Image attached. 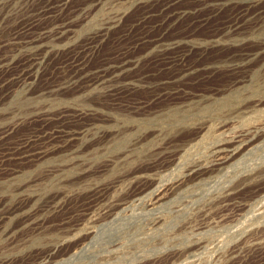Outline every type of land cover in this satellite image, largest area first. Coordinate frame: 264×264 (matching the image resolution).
<instances>
[{"label":"rangeland","instance_id":"obj_1","mask_svg":"<svg viewBox=\"0 0 264 264\" xmlns=\"http://www.w3.org/2000/svg\"><path fill=\"white\" fill-rule=\"evenodd\" d=\"M133 1L98 0L93 2L95 5H91L84 4L86 0H50V2L49 0L46 2L45 0H32L28 3L26 0H0V69H7V72H9L0 76V85L2 84L0 86V150L2 149V145L4 146L0 151V171L3 172L0 173V177L2 178V180L0 178V211L3 210L0 212L2 214H0V221H2L3 228L10 227L13 229L14 227H18V230L16 229L14 234L3 236L4 238L0 235V262H2L0 264H30L35 260L39 262L43 259L47 255V251L48 254L53 253L52 255L56 256L57 253L59 255L71 250L76 241L74 239L62 244L61 247L58 246L59 248H55V245H57V241H60L64 237V234H67V229L71 228L72 224L79 223L85 218L84 216H90V212L87 213L86 209L92 205L89 201L93 197H91L89 192L92 189L106 186L110 187L108 190L112 194L115 193V190L116 192L120 191L122 186L126 187L128 182L123 185V182L116 183L115 181L121 173H126L130 168H148V166L151 167L153 164L159 165L158 168L149 170L148 172L151 174L150 177L157 183H166L169 180L184 176L188 173V169L196 163L205 164L211 161L214 158L217 144H224L239 134H243L240 137L241 140H250V143L237 156L228 160L219 169L206 173L197 179L189 180L177 193L169 198L168 202L156 204V210L153 212L144 208L142 203L128 208L130 211L127 210L126 214L124 212L125 215L118 219V224L116 222H113L114 224L108 223V225H105L106 227L103 226L104 228H101L102 231L100 229L99 242L91 248L90 254L83 255L72 264H264V0H173L175 2H172V0H138V3L135 5H133ZM50 3L53 4L50 5ZM56 3L59 4L57 5ZM167 5L168 7H166ZM44 6L48 11H46ZM75 6L78 13L76 9L74 10ZM148 7L151 12L148 10ZM164 7L167 10L163 9ZM52 8L56 9L50 11ZM61 8L65 11L63 14L59 10ZM168 9L173 12L171 13ZM71 10L72 13H70ZM241 12L242 18H240ZM44 13L46 16H49L46 18ZM55 14L56 16H54ZM117 15L119 16L117 17L118 19L114 18ZM178 15L183 16H180V18ZM66 16L70 19L67 20L68 23L66 22ZM235 17L238 21L234 19ZM58 18H60V21ZM234 21L236 24L240 23L239 29L241 30L236 29ZM64 22H66L67 28H71L69 34L63 36L65 38L64 43L59 42V44L61 43L59 46L50 47L48 58L52 60L50 59V61L44 64L45 67L43 66V70L38 74V78H35V83L30 89L37 93L39 91V94L30 95L29 92L22 88L19 82L20 75L26 73L25 71L23 72L25 64L23 60L26 61L29 54L38 53L41 48L44 49L45 43L43 42H49L43 40L45 38L44 34L43 38H38V35L47 31L55 34L60 31V27L64 26ZM241 25L245 28L241 27ZM25 26L33 27L25 29ZM45 27H48L50 30H46ZM103 27L109 29L108 36L102 41L103 43H100L96 49L97 51L95 50L90 53L89 45L87 46L90 43L89 37L91 35L89 34H92L94 30L103 29ZM23 28L24 32L28 29L24 34L22 32ZM128 28L131 30L129 31ZM226 28L228 30H225ZM230 28L231 30H229ZM14 29L17 31H13ZM33 29L35 30L33 31ZM23 36L25 39H28L24 40ZM15 37L18 38L16 39ZM9 38L12 40L10 39V41ZM177 39L179 42H177ZM38 40L42 45L39 49L36 47V44H39ZM136 40L139 42H135ZM30 42L31 45H29ZM200 42L202 44L204 42L208 43H204L202 46ZM194 44H197V46H194ZM188 45L189 47H187ZM173 46L177 50L174 51ZM212 46L214 48H211ZM74 47H80L81 49ZM162 47L166 49L162 51ZM199 48L200 50H197ZM185 51L189 52H187L188 56ZM84 52L88 54L86 58L89 60L84 59L83 62L88 67L83 66L79 69V72L77 71L75 60L82 58ZM163 53L166 54L163 55L166 58L162 57ZM175 53L179 54L178 57L186 54L184 57L185 67L172 64L175 63L172 62L175 61L174 58H178ZM89 54H92L91 57ZM172 54L176 56L173 57ZM137 55H141L143 58H139L140 56L137 58ZM169 55L171 56L169 57ZM70 58L71 60L73 58V64ZM64 60H67L68 63ZM210 61L212 64H210ZM10 62L12 63V68L11 66L9 67ZM18 62H20V65ZM163 62H167V65ZM131 63L134 64L132 65ZM69 64L73 66L74 70ZM126 64L128 65L126 66ZM205 64L208 68H205ZM13 65H16V67ZM63 65L64 67H62ZM123 65L124 68H122ZM66 66H69L70 72L67 71ZM188 66L191 73L187 72L189 71ZM115 67L117 71L111 70L115 69ZM98 68L100 69L98 70ZM185 68L188 69L186 70ZM191 69L195 72L191 71ZM15 70L18 72H15ZM14 72L18 74L16 75ZM121 73L123 76H121ZM179 73L183 74L184 78L182 76L178 77L180 76ZM8 74H12L9 81L6 80ZM70 76L72 78L78 76L75 79V84L72 85L74 87L70 86L71 90L68 89V86V88H63V91L58 90L55 93H47L57 89L60 85L59 82L63 85L71 81L72 78L70 79ZM108 76L112 77L109 78ZM146 76L148 77L146 78ZM46 77L49 79L47 78L43 81ZM98 78L101 80H98ZM141 80L144 81L142 82ZM56 81H58L57 84H55ZM101 82H103L104 86L101 85ZM105 82L111 85H107ZM148 84L151 86H148ZM47 85L48 87H46ZM132 85L135 86L133 87ZM52 87L53 89H51ZM107 87L111 88L112 93L108 92L109 89ZM113 88L117 89L116 92ZM64 89L65 91L67 89L68 92H65ZM69 90L73 91L72 94ZM82 92H84L83 95ZM161 93L162 95L160 96ZM112 98L118 104L115 101L113 102ZM122 98L123 100H121ZM36 117H38V120ZM40 117L42 120H47L48 118L47 121L50 122L42 125ZM56 121H60V123L65 125L61 124L64 126L62 128L66 127L68 129L69 126V128L74 129L73 126H75V130H81L76 140V146L80 148L78 153L67 154L66 152H61V150H52L48 152L49 154L45 153L34 161L24 162V164L10 158L11 155L9 156V154L17 153V148L26 137H34L35 134V139H37L38 134L61 127L60 123ZM70 121L75 122L71 123ZM92 122L94 123L88 127L90 128L88 129L89 131H84V125ZM245 124L251 125H246V128ZM8 127L12 128V130L3 133V130ZM228 127L229 129L227 130ZM95 133L104 134L105 140H102L103 144L101 143V145L98 142L97 146L100 145L98 147L88 148L92 144L91 137ZM227 134L231 135L227 137L225 136ZM5 141L6 143H4ZM159 145L163 147L167 145L172 149L169 148V154L167 152V155L150 156L148 159L145 156L146 153L151 149L157 148ZM37 146L36 144L34 147ZM250 147L253 148L251 149ZM142 165L144 166L142 167ZM20 166L21 168H19ZM87 167H89L88 176L84 181L73 187L66 186L64 189L65 194L70 192L71 196H73L71 194L73 190L81 192L78 199H73L75 203L73 200H69V198L65 202H62L65 206L67 205L68 210L65 207L62 210L49 213L45 220L48 228L44 233L34 234L33 229L29 228H25L24 230V227L21 225L22 216H18V213L15 214V204L22 198H32L35 202V198L38 197L39 199L41 195L52 197L58 195L57 193L60 194L57 188L63 187L64 185L61 184L67 179L81 177L83 174L82 169H86ZM11 168L19 172L15 173L14 171L11 173ZM207 169L206 171L208 172ZM50 170L52 171L49 174L48 171ZM8 177L10 180H8ZM143 180L139 181L140 184L136 180L132 182L133 185H136L132 186L133 190L139 189L148 183L146 182L147 180ZM112 184L113 186L111 187ZM24 186H27V188H23ZM130 187H127L125 191L118 192L119 196L121 193H123L121 194L122 197L128 195L132 191V187L131 189ZM82 200H86L87 202L84 201V203ZM34 202L32 203L34 204ZM214 202L218 203V207L210 209ZM83 204L84 206L81 207L80 205ZM73 206H75V209H72ZM27 207L29 208L30 206L28 205ZM82 208L84 209L81 210ZM224 208L227 209L225 210ZM69 209L72 210L69 211ZM145 209L148 211H145ZM203 213H206L208 217L210 214L217 215L216 218L218 219H215V221L213 219L211 221L210 219H206V221L202 220L204 217ZM154 215L158 217V222L155 225L151 219ZM69 220L71 221L69 222ZM203 222H208L209 225L206 224V226L200 228L199 223ZM76 227L71 230L70 236L77 231ZM28 229L30 231H27ZM10 236L11 239H9ZM195 239L197 240L195 241ZM232 253L234 258L230 255ZM44 254L45 256L43 257ZM6 260L9 262H6Z\"/></svg>","mask_w":264,"mask_h":264},{"label":"bare ground","instance_id":"obj_2","mask_svg":"<svg viewBox=\"0 0 264 264\" xmlns=\"http://www.w3.org/2000/svg\"><path fill=\"white\" fill-rule=\"evenodd\" d=\"M30 1H32V0H26V2L28 3V2H30ZM38 1V0H37ZM47 0H45V2H46ZM54 1V0H53ZM63 1V0H62ZM65 1V0H64ZM67 1H69V0H67ZM80 1V0H79ZM81 1H83V0H81ZM96 1H98V0H86V3H84V4H94L95 5V3H93V2H96ZM101 1V0H100ZM141 1V0H140ZM168 1V0H167ZM176 1V0H175ZM175 1H173L172 0V2H175ZM230 1V0H229ZM36 2V1H35ZM49 2H50V0H49ZM57 2V1H56ZM215 2H217V1H215ZM225 2V1H224ZM33 3V2H32ZM61 3V2H60ZM67 3V2H66ZM138 3V0H134L133 1V5H135V4H137ZM165 3V2H164ZM228 3V2H227ZM254 3V2H253ZM34 4V3H33ZM43 4V3H42ZM51 4H53V3H50V5ZM55 4V3H54ZM57 5L59 4V3H56ZM132 4V3H131ZM163 4V3H162ZM166 4H169V3H166ZM174 4V3H173ZM222 4V3H221ZM255 4V3H254ZM12 5V4H11ZM44 5V4H43ZM46 5H49V4H46ZM45 5V6H46ZM56 5V6H57ZM63 5V4H62ZM82 5V4H81ZM151 5V4H150ZM170 5V4H169ZM45 6H44V8H45ZM67 6V5H66ZM72 6V5H71ZM79 6V5H78ZM165 6V5H164ZM42 7V6H41ZM47 7V6H46ZM50 7V6H49ZM49 7H48V9H49ZM64 7H65V5H64ZM63 7V8H64ZM81 8H82V6H80ZM84 7V6H83ZM131 7H132V5H131ZM152 7V6H151ZM166 7H168V5L166 6ZM166 7H164L163 9H165ZM219 7V6H218ZM29 8V7H28ZM39 8V7H38ZM58 8V7H57ZM92 8V7H91ZM114 8V7H113ZM147 8V7H146ZM149 8V7H148ZM246 8V7H245ZM24 9V8H23ZM36 9V8H35ZM46 9V8H45ZM54 8H52L50 11H52ZM56 9V8H55ZM54 9V10H55ZM68 9V8H67ZM73 9V8H72ZM76 9V6H75V8H74V10ZM78 9H79V7H78ZM89 9V8H88ZM87 9V10H88ZM145 9V8H144ZM162 9V10H163ZM247 9V8H246ZM25 10V9H24ZM40 10V9H39ZM38 10V11H39ZM44 10V9H43ZM58 10V9H57ZM59 10H61L62 12V14H63V12H65V11H63L62 10V8L61 9H59ZM74 10H73V13H74ZM80 10V9H79ZM82 10V9H81ZM86 10V11H87ZM120 10V9H119ZM148 10H150V8L148 9ZM161 10V11H162ZM165 10H167V9H165ZM169 10V9H168ZM173 10V9H172ZM32 11V10H31ZM35 11V10H34ZM37 11V12H38ZM46 11H48L47 9H46ZM45 11V12H46ZM49 11V12H50ZM76 11H77V13H78V10L76 9ZM88 11H90V10H88ZM122 11V10H121ZM146 11V10H145ZM170 11V10H169ZM244 11H246L245 9H244ZM56 12V11H55ZM83 12V11H82ZM81 12V13H82ZM150 12H151V10H150ZM149 12V13H150ZM171 12V11H170ZM173 12V11H172ZM171 12V13H172ZM176 12V11H175ZM18 13V12H17ZM52 13V12H51ZM69 13V12H68ZM67 13V14H68ZM70 13H72V10H71V12ZM69 13V14H70ZM76 13V14H77ZM85 13V12H84ZM144 13V15H145V12H143ZM179 13H180V11H179ZM240 13V12H239ZM238 13V14H239ZM247 13V12H246ZM30 14V13H29ZM36 14V13H35ZM39 14V13H38ZM45 14V13H44ZM43 14V15H44ZM61 14V15H62ZM80 14V13H79ZM151 14H153V13H151ZM150 14V15H151ZM168 14V13H167ZM254 14V13H253ZM17 15V14H16ZM27 15V14H26ZM25 15V16H26ZM31 15V14H30ZM37 15V14H36ZM40 15H41V12H40ZM48 15V14H47ZM50 15H52V14H50ZM59 15V14H58ZM57 15V16H58ZM78 15V14H77ZM81 16H82V14H80ZM143 15V16H144ZM172 15V14H171ZM174 15V14H173ZM251 15H252V13H251ZM260 15V14H259ZM38 16V15H37ZM49 16V15H48ZM48 16H46V14H45V17L47 18ZM54 16H56V14L54 15ZM68 16V15H67ZM66 16V17H67ZM70 16V15H69ZM72 16V15H71ZM75 17H76V15H74ZM145 16H147V15H145ZM174 16H176V15H174ZM179 16V15H178ZM180 16H183V15H180ZM179 16V17H180ZM30 17V16H29ZM35 17V16H34ZM42 17V16H41ZM40 17V18H41ZM59 17V16H58ZM73 17V16H72ZM114 17V16H113ZM117 17H119L118 15L116 16V17H114V18H117ZM166 17V16H165ZM171 17V16H170ZM237 17V16H236ZM236 17L234 18V19H236ZM238 17H240L239 15H238ZM237 17V18H238ZM246 17H247V15H246ZM260 17V16H259ZM264 17V16H263ZM26 18V17H25ZM37 18V17H36ZM53 18V17H52ZM55 18H57V17H55ZM60 18H61V16H60ZM60 18H58L59 19V21H60ZM71 18V17H70ZM81 18V17H80ZM140 18V17H139ZM181 18V17H180ZM240 18H242V12H241V17ZM253 18V17H252ZM30 19V18H29ZM32 19V18H31ZM43 19V18H42ZM51 19V18H50ZM65 19V18H64ZM69 18L67 17L66 18V22L68 23V20ZM113 19V18H112ZM118 19V18H117ZM167 19V18H166ZM169 19V18H168ZM26 20V19H25ZM35 20V19H34ZM38 20V19H37ZM63 20V19H62ZM70 20V19H69ZM75 20V19H74ZM78 20H79V18H78ZM139 21H140V19H138ZM145 20V19H144ZM173 20V19H172ZM171 20V21H172ZM176 20V19H175ZM228 20V19H227ZM27 21V20H26ZM32 21H33V19H32ZM56 21V20H55ZM58 21V20H57ZM58 21V22H59ZM65 21V20H64ZM71 21H72V19H71ZM114 21V20H113ZM202 21V20H201ZM236 21H238V19H236ZM242 21V20H241ZM243 21H244V19H243ZM253 21V20H252ZM37 22V21H36ZM40 22V21H39ZM38 22V23H39ZM66 22H64L65 24H64V26L63 27H60V31H58L57 33H55V34H51V31H47V32H43V33H41L40 35H38V38L39 37H42L43 36V34H44V36H45V38L43 39V40H46V41H49V42H43V43H45L44 45V49L43 48H41L40 49V52H38V53H32V54H29L28 53V51H27V53L29 54L28 55V57L26 58V61L25 60H23V58H22V60L24 61V66H23V72L25 71L26 73H23L22 75H20V80L19 79H16V80H19V82L21 83V86H22V88H24V90L25 91H27V92H29L30 93V95H36V94H39V91H38V93L36 92V91H31L30 89L32 88V85H34V83H35V81L34 80H36L35 78L38 76V74H40V72L43 70V68L45 67L44 66V64L46 63V62H48V61H50V59L48 58L49 56H48V53H49V51H50V47H56V46H59L60 44H59V42H62V43H64V37L63 36H66V34H69V31H70V27L69 28H67L66 27ZM74 22V21H73ZM76 22H78V21H76ZM119 22V21H118ZM142 22V21H141ZM175 22V21H174ZM235 22V21H234ZM24 23V22H23ZM29 23V22H28ZM28 23H26V24H28ZM30 23H31V21H30ZM35 23V22H34ZM37 23V24H38ZM53 23H55V22H53ZM52 23V24H53ZM63 23V22H62ZM145 23V22H144ZM163 23H164V19H163ZM162 23V24H163ZM168 23V22H167ZM249 23V22H248ZM33 24V23H32ZM72 24V23H71ZM110 24V23H109ZM170 24V23H169ZM171 24H172V22H171ZM233 24V23H232ZM231 24V25H232ZM239 24L240 23H238V24H236V22H235V27H236V29H239ZM20 25V24H19ZM21 25H22V23H21ZM20 25V26H21ZM25 25V24H24ZM30 25V24H29ZM28 25V26H29ZM54 25V24H53ZM55 25H58V24H55ZM62 25V24H61ZM73 25V24H72ZM104 25V24H103ZM116 25V24H115ZM168 25V24H167ZM166 25V26H167ZM230 25V24H229ZM247 25V24H246ZM28 26H25V29L28 27ZM130 26V25H129ZM33 27V26H32ZM31 26L30 27H28L29 29L30 28H32ZM49 27V26H48ZM48 27L46 28V30L48 29ZM72 27V26H71ZM107 27V26H106ZM104 28L103 27V29H100V30H94V32L92 33V34H89V35H91V37H89V36H87V37H89L90 38V43H88L87 44V46L89 47V52L90 53H92L93 51H95L98 47H99V45H100V43H103L102 41H104V39L108 36V28ZM131 27V26H130ZM233 27V26H232ZM231 27V28H232ZM241 27H243V28H245L244 26H242L241 25ZM18 28V27H17ZM53 28V27H52ZM168 28V27H167ZM231 28L229 29V30H231ZM19 29H21L20 27H19ZM58 29V28H57ZM129 29V28H128ZM232 29H234V28H232ZM28 30V29H27ZM26 30V31H27ZM35 29H33V31H34ZM44 30V29H43ZM48 30H50V29H48ZM59 30V29H58ZM93 30V29H92ZM131 29H129V31H130ZM166 30V29H165ZM225 30H228L227 28L225 29ZM239 30H241V29H239ZM247 30V29H246ZM13 31H15V29L13 30ZM17 31V30H16ZM15 31V32H16ZM25 31V32H26ZM32 31V32H33ZM72 31V30H71ZM125 31H127V30H125ZM251 31V30H250ZM19 32V31H18ZM23 34L25 33L24 32V28H23ZM40 32V31H39ZM56 32V31H55ZM226 32V31H225ZM238 32V31H237ZM29 33V32H28ZM34 33V32H33ZM128 33V32H127ZM147 33V32H146ZM10 34H12V33H10ZM13 34H15L14 32H13ZM16 34H19V33H16ZM20 34H21V32H20ZM38 34V33H37ZM239 34V33H238ZM26 35V34H25ZM24 35V36H25ZM30 35H34V34H30ZM126 35V34H125ZM145 35V34H144ZM148 35V34H147ZM17 36V35H16ZM22 36V35H21ZM24 36H23V38H24ZM36 36V35H35ZM123 36V35H122ZM163 36V35H162ZM214 36V35H213ZM12 37V36H11ZM19 37V36H18ZM17 37V38H18ZM28 37V36H27ZM26 37V38H27ZM86 37V38H87ZM195 37V36H194ZM16 38V37H15ZM16 38V39H17ZM20 38V37H19ZM22 38V39H23ZM30 38V37H29ZM43 38V37H42ZM68 38V37H67ZM146 38V37H145ZM192 38V37H191ZM190 38V39H191ZM11 38H9V40H10ZM16 39H14V40H16ZM28 39V38H27ZM27 39H25L24 38V40H27ZM36 39V38H35ZM88 39V38H87ZM86 39V40H87ZM181 39V38H180ZM183 39H184V37H183ZM183 39H181V40H183ZM215 39V38H214ZM213 39V40H214ZM6 40V39H5ZM12 40V39H11ZM10 40V41H11ZM20 40H21V38H20ZM31 40V39H30ZM40 40V39H39ZM39 40H38V43H39ZM58 40V41H57ZM67 40V39H66ZM157 40V39H156ZM156 40H154L155 42H156ZM163 41H164V39H162ZM189 40V39H188ZM212 40V39H211ZM18 41H19V39H18ZM22 41V40H21ZM76 41V40H75ZM89 41V40H88ZM119 41V40H118ZM138 40H136L135 42H137ZM142 41V40H141ZM144 41V40H143ZM217 41H219V40H217ZM216 41V42H217ZM225 41V40H224ZM83 42V41H82ZM81 42V43H82ZM86 42V41H85ZM139 42V41H138ZM174 42H176L175 40H174ZM177 42H179L178 41V39H177ZM176 42V44H178ZM181 42V41H180ZM190 42H191V40H190ZM197 42V41H196ZM206 42V41H205ZM204 42V43H205ZM213 42V41H212ZM34 43V42H33ZM46 43H48V44H46ZM72 43V42H71ZM87 43V42H86ZM157 43V42H156ZM161 43H162V41H161ZM163 43H165V42H163ZM173 43V42H172ZM198 43V42H197ZM201 43V42H200ZM203 43V44H204ZM208 43V42H207ZM207 43H205V44H207ZM211 43V42H210ZM219 43V42H218ZM18 44V43H17ZM140 44V43H139ZM138 44V45H139ZM159 44H160V42H159ZM166 44V43H165ZM174 44V43H173ZM202 44V43H201ZM203 44H202V46H203ZM214 44V43H213ZM212 44V45H213ZM220 44V43H219ZM218 44V45H219ZM8 45V44H7ZM21 45V44H20ZM20 45H18V46H20ZM22 45H23V43H22ZM21 45V46H22ZM28 45V44H27ZM29 45H31V42H30V44ZM38 45V46H37ZM79 45V44H78ZM158 45V44H157ZM157 45H155V46H157ZM164 45V44H163ZM183 45V44H182ZM185 46H186V44H184ZM199 45V44H198ZM216 45V44H215ZM215 45H214V47H215ZM233 45V44H232ZM26 46V45H25ZM64 46V45H63ZM65 46H66V44H65ZM65 46H64V48H65ZM155 46H153V47H155ZM160 46V45H159ZM171 46V45H170ZM177 46V45H176ZM185 46H183V47H185ZM194 46H197V44L195 45L194 44ZM211 46V45H210ZM209 46V47H210ZM220 46V45H219ZM36 47H38V49L40 48V47H42V45H41V43H39V44H36ZM67 47H68V44H67ZM66 47V48H67ZM84 47V46H83ZM86 47V46H85ZM101 47V46H100ZM163 47H165V46H163ZM162 47V48H163ZM187 47H189V45L187 46ZM186 47V48H187ZM213 46L211 47V48H214ZM20 48V47H19ZM18 48V49H19ZM27 48V47H26ZM30 48V47H29ZM62 48V47H61ZM72 48V47H71ZM74 48H76V47H74ZM78 48V47H77ZM76 48V49H77ZM129 48H131V47H129ZM159 48V47H158ZM173 48H174V51L175 50H177L176 49V47H174L173 46ZM190 48H192V47H190ZM194 48V47H193ZM204 48H206V47H204ZM17 49V48H16ZM22 49V48H21ZM78 49H81L80 47L78 48ZM166 49V48H165ZM164 48L162 49V51H164L165 50ZM169 49V48H168ZM172 49V48H171ZM181 49H183V48H181ZM72 50V49H71ZM86 50V49H85ZM179 50V49H178ZM192 50V49H191ZM197 50H200V48L199 49H197ZM202 50V49H201ZM74 51V50H73ZM75 51H78V50H75ZM80 51V50H79ZM97 51V50H96ZM161 51V50H160ZM182 51H184V50H182ZM189 51V50H188ZM187 51V52H188ZM203 51V50H202ZM200 52V53H203V52ZM206 51V50H205ZM8 52V51H7ZM12 52V51H11ZM69 52H70V50H69ZM120 52H122V51H120ZM178 52V51H177ZM186 52V51H185ZM186 52V53H187ZM199 52H198V54H199ZM4 53V52H3ZM26 53V52H25ZM76 53V52H75ZM77 53H79V52H77ZM86 52H84V56L82 57V58H80V59H77V60H75V65H76V67H77V71H79V69L80 68H82L83 66H85V62H83V60L84 59H88V58H86L87 57V55L88 54H85ZM165 53V52H164ZM162 54V57H163V55H166V54ZM189 53V52H188ZM188 53H187V56H188ZM206 53V52H205ZM19 54V53H18ZM52 54V53H51ZM96 54V53H95ZM149 54V53H148ZM173 54H174V52H173ZM172 54V55H173ZM175 54H177V53H175ZM4 55V54H3ZM2 55V56H3ZM53 55V54H52ZM54 55H56V54H54ZM79 55V54H78ZM90 55V57H91V55L92 54H89ZM124 55V54H123ZM178 55L179 54H177V56L176 57H178ZM186 55V54H185ZM185 55H180L177 59L176 58H174L175 59V61H172V62H175V63H172V64H176V65H179V66H182V67H185L186 65L184 64V57H185ZM202 55V54H201ZM245 55V54H244ZM14 57H15V55H13ZM17 56V55H16ZM72 56V55H71ZM125 56V55H124ZM140 56V57H139ZM142 56H143V54H142ZM141 55H137V58L139 57V58H141L142 57ZM171 55H169V57H170ZM174 55H173V57H175ZM186 56V57H187ZM200 56V55H199ZM18 57V56H17ZM20 57V56H19ZM56 57H57V55H56ZM73 57V56H72ZM79 57V56H78ZM89 57V56H88ZM89 57V58H90ZM134 57H136V56H134ZM168 57V58H169ZM172 57V58H173ZM21 58V57H20ZM110 58V57H109ZM143 58V57H142ZM163 58H166V57H163ZM189 58V57H188ZM55 59V58H54ZM121 59V58H120ZM198 59V58H197ZM52 60V59H51ZM70 60H71V58H70ZM70 60H69V62H70ZM72 60H73V58H72ZM71 60V63L73 62ZM89 60V59H88ZM87 60V61H88ZM126 60V59H125ZM131 60H133V59H131ZM130 60V61H131ZM166 60V59H165ZM215 60V59H214ZM219 60V59H218ZM15 61V60H14ZM22 61V62H23ZM64 61H66L67 62V60H64ZM113 61H114V59H113ZM134 61V60H133ZM132 61V62H133ZM139 61H140V59H139ZM166 61H168V60H166ZM1 62V61H0ZM21 62V63H22ZM171 62V61H170ZM189 62V61H188ZM212 62H214V61H212ZM20 62H18V64H19ZM61 64H62V62H60ZM68 63V62H67ZM74 63V62H73ZM72 63V64H73ZM108 63V62H107ZM164 64H166L165 62H163ZM186 63H187V61H186ZM216 63H217V60H216ZM11 62H10V64H9V67L11 66ZM23 64V63H22ZM64 65H65V63H63ZM123 64H124V62H123ZM132 64V63H131ZM134 64V63H133ZM132 64V65H133ZM135 64H137V63H135ZM170 64V63H169ZM189 64V63H188ZM210 64H212L211 63V61H210ZM20 65V64H19ZM64 65L62 66V67H64ZM109 65V64H108ZM111 65V64H110ZM128 64H126V66H127ZM167 65V64H166ZM195 65V64H194ZM198 65V64H197ZM214 65V64H213ZM13 66H15L16 67V65H13ZM44 66V67H43ZM69 66L71 67L72 65H70L69 64ZM68 66V67H69ZM105 66V65H104ZM103 66V67H104ZM107 66V65H106ZM171 66V65H170ZM193 66V65H192ZM22 67V66H21ZM62 67H61V70H62ZM67 67V66H66ZM68 67L66 68V69H68ZM85 67H88V65L87 66H85ZM84 67V68H85ZM99 67V66H98ZM102 67V68H103ZM122 67V66H121ZM120 67V68H121ZM167 67H169V66H167ZM176 67V66H175ZM182 67H179V68H182ZM208 68V66H206V64H205V68ZM210 68H211V66H209ZM1 68V67H0ZM4 68V67H3ZM11 68H12V66H11ZM59 68V67H58ZM90 68V67H89ZM122 68H124V65H123V67ZM172 68V67H171ZM189 68V69H188ZM188 68H185L186 70L188 69L189 71H187V72H189V73H191L190 72V67L188 66ZM215 68V67H214ZM17 69V68H16ZM65 69V70H66ZM72 69H73V66H72ZM71 69V70H72ZM100 68H98V70H99ZM108 69H109V67H108ZM107 69V70H108ZM111 69V68H110ZM130 69V68H129ZM173 69V68H172ZM194 69V68H193ZM235 69V68H234ZM233 69V70H234ZM20 70V69H19ZM22 70H21V73H22ZM70 69H68L67 71H69ZM74 70V69H73ZM81 70H83V69H81ZM92 70V69H91ZM111 70H116V67H115V69H111ZM110 70V71H111ZM185 70V71H186ZM195 70V69H194ZM194 70H192L191 69V71H194ZM9 71V70H8ZM17 70H15V72H16ZM67 71H66V74H67ZM103 71V70H102ZM117 71V70H116ZM120 71V70H119ZM180 71V70H179ZM178 71V72H179ZM184 71V72H185ZM14 72V73H15ZM18 72V71H17ZM20 72V71H19ZM63 72H65L64 70H63ZM70 72V71H69ZM80 72V71H79ZM82 72V71H81ZM84 72V71H83ZM86 72H88V71H86ZM122 72H123V70H122ZM176 72H177V70H176ZM195 72V71H194ZM6 73H9V72H7V69L6 70H1L0 69V76L1 75H3V74H6ZM76 73V72H75ZM116 73V72H115ZM186 73V72H185ZM184 73V74H185ZM16 75L18 74V73H15ZM20 74V73H19ZM58 74V73H57ZM71 74H72V72H71ZM85 74V73H84ZM83 74V75H84ZM96 74V73H95ZM105 74V73H104ZM117 74H120V73H117ZM177 74V73H176ZM180 74V73H179ZM187 74V73H186ZM46 75V74H45ZM45 75H43V76H45ZM78 75V74H77ZM92 75V74H91ZM148 75V74H147ZM183 75V74H182ZM181 74H180V76H178V77H181L182 76ZM8 77L6 78V80H10L11 79V77H12V74L10 75V74H8L7 75ZM15 76V75H14ZM49 76V75H48ZM74 76V75H73ZM82 76V75H81ZM104 76V75H103ZM121 76H123L122 75V73H121ZM142 76H144V75H142ZM149 76H150V74H149ZM185 76V75H184ZM6 77V76H5ZM96 77V76H95ZM107 77V76H106ZM109 78L110 77H112V76H108ZM117 77H118V75H117ZM145 77V76H144ZM148 76H146V78H147ZM151 77H152V75H151ZM173 77V76H172ZM183 77V76H182ZM38 78V77H37ZM48 77H46V78H44L43 79V81L45 80V79H47ZM67 78V77H66ZM72 77L70 76V79H71ZM78 78V76L77 77H73L72 79H71V81H69L68 83L66 82V83H64L63 85L61 84V82H59L60 83V85L58 86V88L57 89H55V90H51V91H49V92H47V93H55V92H57L58 90H62L63 88H65V87H67L68 88V86H69V88L68 89H70L71 90V88H70V86H72L73 84H75V82H76V80L75 79H77ZM84 78V77H83ZM100 78H102L101 76H100ZM100 78H98V80L100 79ZM128 78H130V77H128ZM141 79H142V77H140ZM184 78V77H183ZM49 79V78H48ZM64 79V78H63ZM62 79V80H63ZM88 79H89V77H88ZM94 79V78H93ZM112 79V78H111ZM125 79H127V78H125ZM124 79V80H125ZM134 79V78H133ZM138 79V78H137ZM6 80H4V81H6ZM13 80V79H12ZM65 80H67V79H65ZM75 80V81H74ZM84 80V79H83ZM82 80V81H83ZM92 80V79H91ZM101 80V79H100ZM127 80H129V79H127ZM140 80V79H139ZM145 80V79H144ZM143 80V81H144ZM149 80V79H148ZM179 80V79H178ZM177 80V81H178ZM181 80V79H180ZM8 81H6V82H8ZM48 81V80H47ZM51 81V80H50ZM55 81V80H54ZM59 81H61V80H59ZM64 81V80H63ZM79 81H81V80H79ZM105 81V80H104ZM138 81V80H137ZM142 81V80H141ZM142 81V82H143ZM174 81V80H173ZM236 81V80H235ZM49 82V81H48ZM53 82V81H52ZM57 82L58 81H56L55 82V84H57ZM93 82V81H92ZM95 82V81H94ZM131 82V81H130ZM135 82V81H134ZM134 82H132V83H134ZM146 82H147V80H146ZM150 82V81H149ZM148 82V83H149ZM152 82H153V80H152ZM167 82V81H166ZM169 82V81H168ZM167 82V83H168ZM45 83H47V82H45ZM44 83V84H45ZM50 83V82H49ZM48 83V84H49ZM58 83V84H59ZM96 83V82H95ZM102 84L101 85H103V82H101ZM112 83V82H111ZM115 83V82H114ZM128 83V82H127ZM126 83V84H127ZM139 83H140V81H139ZM170 83V82H169ZM172 83V82H171ZM4 84V83H3ZM51 84H53V83H51ZM50 84V85H51ZM76 84H78V83H76ZM90 84V83H89ZM91 84H93V83H91ZM98 84V83H97ZM100 84V83H99ZM105 84H107L106 82H105ZM110 84V83H109ZM109 84H107V85H109ZM143 84H145V83H143ZM156 84V83H155ZM160 84H161V82H160ZM2 85V84H1ZM0 85V86H1ZM43 85V84H42ZM81 85H83V84H81ZM111 85V84H110ZM114 86H115V84H113ZM137 85V84H136ZM141 85V84H140ZM150 84H148V86H149ZM157 85H158V83H157ZM164 85V84H163ZM162 85V88L164 87ZM166 85V84H165ZM169 85V84H168ZM167 85V86H168ZM171 85V84H170ZM6 86V85H5ZM8 86V85H7ZM56 86V85H55ZM90 86H92V85H90ZM97 86V85H96ZM104 86V85H103ZM118 86V85H117ZM126 86V85H125ZM128 86H130V85H128ZM133 86V85H132ZM135 86V85H134ZM133 86V87H134ZM144 86H146V85H144ZM151 86V85H150ZM10 87V86H9ZM42 87V86H41ZM46 87H48V85L46 86ZM72 87H74V86H72ZM83 88H84V86H82ZM88 87V86H87ZM94 87V86H93ZM98 87H100V86H98ZM139 87V86H138ZM8 88V87H7ZM43 88V87H42ZM76 88V87H75ZM81 88V87H80ZM108 88V87H107ZM116 88H118V87H116ZM150 88V87H149ZM152 88V87H151ZM157 88H159V87H157ZM161 88V87H160ZM45 89V88H44ZM49 89V88H48ZM51 89H53V87L51 88ZM85 89V88H84ZM88 89H90V88H88ZM103 89V88H102ZM105 89V88H104ZM109 89V88H108ZM114 89V88H113ZM133 89V88H132ZM136 89V88H135ZM164 89V88H163ZM162 89V90H163ZM6 90V89H5ZM38 90H42V89H38ZM69 90V91H70ZM73 90H74V88H73ZM76 90H77V88H76ZM79 90V89H78ZM115 90V92H116V90L117 89H114ZM166 90V89H165ZM46 91V90H45ZM63 91V90H62ZM64 91H65V89H64ZM66 91H67V89H66ZM65 91V92H66ZM80 91V90H79ZM119 91H120V89H119ZM149 91V90H148ZM155 91V90H154ZM6 92V91H5ZM64 92V93H65ZM68 92V91H67ZM71 92V91H70ZM73 92V91H72ZM72 92H71V94H72ZM74 92H76V91H74ZM81 92V91H80ZM79 92V93H80ZM88 92V91H87ZM95 92V91H94ZM108 92H111V88L108 90ZM158 92V91H157ZM161 92V91H160ZM60 93H61V91H60ZM64 93H62V94H64ZM83 93L84 92H82V95H83ZM112 93V92H111ZM114 93V92H113ZM159 93V92H158ZM74 94V93H73ZM77 94V93H76ZM86 94V93H85ZM102 94V93H101ZM100 94V96L101 97H103L102 95ZM119 94V93H118ZM75 95V94H74ZM73 95V96H74ZM78 95V94H77ZM99 95V94H98ZM157 95V94H156ZM162 95V93L160 94V96ZM43 96V95H42ZM45 96V95H44ZM48 96H50V95H48ZM76 96V95H75ZM74 96V97H75ZM107 96H108V94H107ZM126 96V95H125ZM155 96V95H154ZM30 97V96H29ZM86 97V96H85ZM104 97H106V96H104ZM113 97H115L114 95H113ZM118 97H119V95H118ZM124 97V96H123ZM77 98V97H76ZM82 98H84V97H82ZM100 98V97H99ZM98 98V99H99ZM108 98H110V97H108ZM116 98V97H115ZM126 98V97H125ZM101 99V98H100ZM104 99H106V98H104ZM117 99V98H116ZM28 100V99H27ZM102 100V99H101ZM109 100V99H108ZM111 100V99H110ZM112 100H113V102L115 101L113 98H112ZM121 100H123V98L121 99ZM120 100V101H121ZM93 101V100H92ZM100 101V100H99ZM98 101V102H99ZM106 101V100H105ZM117 101H119V99H117ZM125 101V100H124ZM97 102V103H98ZM102 102V101H101ZM116 102V101H115ZM117 103V102H116ZM120 104H121V102H119ZM112 104V103H111ZM118 104V103H117ZM101 106L103 105V104H100ZM230 105V104H229ZM104 106V105H103ZM15 113V112H14ZM38 114V113H37ZM35 115V114H34ZM41 115H43V114H41ZM80 116V115H79ZM231 116H233V115H231ZM235 117V116H234ZM37 118V120H38V117H36ZM41 118V117H40ZM5 119V118H4ZM36 120V121H37ZM41 120H42V118H41ZM47 120H48V118H47ZM47 120H42V121H40L41 123H42V125H45V124H47L48 122H50V121H47ZM259 121H261V120H259ZM258 121V122H259ZM16 122V121H15ZM18 122V121H17ZM26 122H28V121H26ZM38 122V121H37ZM57 123H60V121H56ZM62 122H64V121H62ZM68 122V121H67ZM71 123H74L75 121H70ZM69 122V123H70ZM14 123V122H13ZM25 123V122H24ZM31 123V122H30ZM65 123V122H64ZM68 123V124H69ZM94 122H92V123H90V124H87V125H84V127H85V129L84 128H82V129H84V131H89L88 129H90V128H88V127H90L92 124H93ZM95 123H96V121H95ZM254 123V122H253ZM255 123H257V121H255ZM61 124H63V123H60V125ZM85 124V123H84ZM248 124V123H247ZM247 124H245V126L247 125ZM261 124V123H260ZM14 125V124H13ZM64 125V124H63ZM63 125H61V127H57V129H51L50 131H46V132H44V133H40V134H38V137H37V139H35L36 138V136H35V134H34V137H30V138H27L26 136V139H24V141L20 144V146L17 148L18 149V152L17 153H14V154H9V156H10V158L11 159H15L16 161H18V162H22L23 164H24V162H29V161H31V160H35L36 158H39L40 156H42V155H44L45 153H48V152H50V151H52V150H54V151H56V150H61V152L63 151V152H66L67 154L69 153V154H76V153H78V151H79V147H77L76 146V140L78 139V135H79V132L81 131H77V129L75 130V126H73L74 127V129L73 128H69V126H68V129L65 127V128H62V127H64ZM95 125V124H94ZM249 125H251V124H249ZM249 125H247V126H249ZM258 125V124H257ZM2 126V125H1ZM5 126V125H4ZM83 126V125H82ZM247 126H246V128H247ZM77 127V126H76ZM95 127V126H94ZM233 127V126H232ZM204 128V127H203ZM242 128H245V127H242ZM229 129V127L227 128V130ZM10 130H12V128H5L4 130H3V133L4 132H7V131H10ZM231 130V129H230ZM243 130V129H242ZM233 131V130H232ZM236 131V130H235ZM13 132V131H12ZM40 132V131H39ZM102 132V131H101ZM250 132V131H249ZM82 133V132H81ZM232 133H234V132H232ZM2 134V133H1ZM87 134V133H86ZM33 135V134H32ZM89 135V134H88ZM229 135H231V134H229ZM228 134L227 135H225V136H229ZM27 136H30V135H27ZM241 136H243V134H239V135H236V136H234V137H232L231 139H229L228 141H226L224 144H217V145H219V146H217L216 145V147H217V149H216V151H215V155H214V158L211 160V161H209V162H207V163H205V164H198V163H196L195 165H193V166H191V168H189L188 170V173H186L184 176H182V177H179V178H177V179H173V180H169L168 182H166V183H162V184H160V183H157L152 177H150V173L148 172L149 170H153V169H156V168H158L159 167V165H156V164H153L151 167H149L148 166V168H137V169H131L130 168V170H127L126 171V173H121L119 176H118V179L115 181L116 183H121V182H123V185L126 183V182H128L127 183V185H126V187L125 186H122V188L120 189V191H125V190H127V187H129V186H136V185H133L132 184V182H134L135 180L137 181V182H139L140 180H143V179H145V180H147L146 182H148L146 185L144 184V186L143 187H141V186H139V187H141V188H139V189H135V190H133V187H132V191H130V193L128 194V195H126L125 197L123 196H121V194H123V193H121L120 194V196H121V198H120V196H119V193L118 192H120V191H118V192H116V190H115V193H111V192H109V190H108V188H110L109 186H106V187H98V188H96V189H92V191H90L89 193L91 194V197H93L92 199H91V201H89V203L91 202V206H89V208L88 209H86V207H85V209H86V211H87V213L88 212H90V216L89 217H87V216H84L85 218H83L79 223H75L74 225L72 224V226H71V228H69V229H67L66 231V233L67 234H64L63 236V238L60 240V241H57V245H55L56 247L55 248H57L58 246H60L61 247V245L62 244H65L67 241H70V240H72V239H74V240H76L75 241V243H74V245H73V248L71 249V250H69V251H66V252H64V253H61V254H59V255H57L56 254V256H53L52 254L53 253H47L46 252V256H45V254L43 255V259H41L39 262H37L36 260L35 261H33V263L31 262L30 264H72V263H74V262H76L77 260H79L83 255H85V254H87V253H89L90 251H92V247L95 245V244H98V236L101 234L100 233V229L103 227V226H105L106 224L108 225V223H113V222H116V224H118L119 223V221H118V219L119 218H121L123 215H125L126 214V211L127 210H129L128 208H130V207H133V206H135V205H137V204H139V203H142V206L144 207V208H146V209H148L149 211H151V212H153L154 210H156L155 209V205L157 204H164V203H166V202H168V200H170L169 198L173 195V194H175V193H177V191L180 189V188H182V186L186 183V182H188L189 180H194V179H197V178H199V177H201L202 175H204V174H206V173H211V172H213V171H215V170H217V169H219L221 166H223L225 163H227L228 162V160H230L231 158H234L235 156H237L243 149H245L246 147H247V145L250 143V140L249 141H244V140H241ZM231 137V136H230ZM252 137V136H251ZM16 138V137H15ZM88 138V137H87ZM86 138V139H87ZM250 138V137H249ZM255 138V137H254ZM4 139V138H3ZM89 139H90V137H89ZM108 139V138H107ZM102 140H105V136H104V134H100V133H95V134H93L92 135V137H91V141H92V144L88 147V148H92V147H94V146H96V147H98V146H100L101 145V143L103 142ZM193 140V139H192ZM169 141H171V140H169ZM191 141V140H190ZM262 141V140H261ZM21 142V141H20ZM98 142H100V145H98L97 146V143ZM168 142V141H167ZM167 142H165V143H167ZM172 142V141H171ZM263 142V141H262ZM4 143H6V141L4 142ZM165 143H163V144H165ZM170 143V142H169ZM38 145L37 147H34L35 145ZM42 144H44V145H42ZM103 144V143H102ZM78 145V144H77ZM84 145V144H83ZM162 145V144H161ZM161 145H159L157 148H155V149H151L149 152H147L146 153V155L145 156H147V158L149 159V157L150 156H152V157H157V156H160V155H162V154H166L167 152H168V150H169V148H171V147H169V146H167V145H169V144H167V145H164V147L163 146H161ZM182 145H183V143H182ZM258 145V144H257ZM10 146V145H9ZM15 146V145H14ZM172 146H174V145H172ZM255 146V145H254ZM253 146V147H254ZM259 146H261V145H259ZM3 145H2V149H3ZM83 147V146H82ZM81 147V148H82ZM176 147H179V146H176ZM252 147V148H253ZM11 148V147H10ZM16 148V147H15ZM95 148V147H94ZM251 148V147H250ZM251 148V149H252ZM1 149V150H2ZM8 149V148H7ZM84 149V148H83ZM98 149V148H97ZM172 149V148H171ZM0 150V151H1ZM9 150V149H8ZM82 150V149H81ZM80 150V151H81ZM86 151H87V149H86ZM174 151V150H173ZM248 151V150H247ZM61 152H60V154H61ZM84 152V151H83ZM244 152V151H243ZM244 153H246V152H244ZM1 154V153H0ZM7 154V153H6ZM49 154V153H48ZM168 154H169V152H168ZM167 155V154H166ZM171 155V154H170ZM165 156V155H164ZM3 157V156H2ZM44 157V156H43ZM167 157V156H166ZM170 157V156H169ZM42 158V157H41ZM164 158V157H163ZM162 158V159H163ZM9 159V158H8ZM158 159V158H157ZM161 159V158H160ZM164 159H166V158H164ZM238 159V158H237ZM38 160H40V159H38ZM159 160V159H158ZM242 160V159H241ZM237 161V160H236ZM4 162V161H3ZM2 162V163H3ZM6 162H8L7 160H6ZM10 162V161H9ZM32 162V161H31ZM30 162V163H31ZM247 162V161H246ZM5 163V162H4ZM29 163V164H30ZM78 163V162H77ZM157 163V162H156ZM162 163V162H161ZM6 164V163H5ZM8 164V163H7ZM26 164V163H25ZM146 164V163H145ZM21 165V164H20ZM243 165V164H242ZM1 166V165H0ZM6 166V165H5ZM18 166V165H17ZM144 165H142V167H143ZM25 167V166H24ZM137 167V166H136ZM139 167V166H138ZM146 167V166H145ZM160 167H162V165H160ZM166 167V166H165ZM4 168V167H3ZM10 168V167H9ZM8 168V169H9ZM13 168V167H12ZM11 168V169H12ZM19 168H21V166L19 167ZM88 168L89 167H87L86 169H82V172H83V174H82V176L81 177H78V178H76V177H73V178H71V179H67V180H65L61 185H64L63 187H61V188H57L58 190V192H60V194L59 193H57V192H55V193H57L58 195H55V196H52V197H48L47 195H41L40 197H39V199H38V197L37 198H35L36 200H35V202H34V199H25V198H22L19 202H17L16 204H15V208H14V210H15V214L16 213H18L17 215L18 216H22V218H23V220H21L22 222H21V225H22V227H24V230H25V228H29V229H33L32 231H34V234L35 233H37V234H42V233H44V231H46L47 230V228H48V225H47V223L45 222V220H46V217H47V215L50 213H52V212H55V211H57V210H62V209H64L66 206H65V204L64 203H62V202H65L66 200H68L69 198V200H73V199H78V196L81 194V192H77V191H75V190H73L72 191V195L73 196H71L70 195V192L69 193H67V194H65V188H66V186H75V185H77V184H80L82 181H84V179L88 176L87 174V172H88ZM133 168V167H132ZM169 168V167H168ZM182 168V167H181ZM206 168H208L207 170H208V172L206 171ZM232 168V167H231ZM18 169V168H17ZM19 170V169H18ZM166 170V169H165ZM5 171V170H4ZM6 171H8V170H6ZM15 171V173L17 172H19V171H17V170H14V169H12L10 172L12 173V172H14ZM23 171V170H22ZM52 170H50V171H48L49 172V174H50V172H51ZM21 172V171H20ZM81 172V173H82ZM153 172V171H152ZM217 172V171H216ZM0 173H3V172H1L0 171ZM6 173V172H5ZM28 173H29V171H28ZM93 173V172H92ZM6 174H9V173H6ZM85 174V175H84ZM153 174V173H152ZM224 174V173H223ZM3 175V174H2ZM15 175V174H14ZM7 176V175H6ZM5 176V177H6ZM46 176H48V175H46ZM12 177H13V175H12ZM1 178V177H0ZM11 178V177H10ZM35 178V177H34ZM44 178V177H43ZM3 179H4V177H3ZM12 179V178H11ZM38 179H40V178H38ZM201 179V178H200ZM206 179V178H205ZM1 180H2V178H1ZM5 180H6V178H5ZM8 180H10L9 179V177H8ZM29 180V179H28ZM27 180V182H29L30 180H31V176H30V180L28 181ZM214 180V179H213ZM4 181V180H3ZM38 181V180H37ZM144 181V180H143ZM23 182V181H22ZM32 182V181H31ZM136 182V183H137ZM145 182V181H144ZM26 183V182H25ZM34 183V182H33ZM32 183V184H33ZM116 183H114L115 185H116ZM18 184V183H17ZM27 184V183H26ZM132 184V185H131ZM138 184V183H137ZM139 184H140V182H139ZM198 184V183H197ZM13 185V184H12ZM16 185V184H15ZM29 185V184H28ZM31 185V184H30ZM143 185V184H142ZM1 186H2V184H1ZM17 186V185H16ZM18 186H19V184H18ZM23 186V185H22ZM113 186V184L111 185V187ZM11 187V186H10ZM9 187V188H10ZM27 188V186H24L23 188ZM131 187H130V189H131ZM138 187V186H137ZM185 187H186V185H185ZM184 187V188H185ZM8 188V189H9ZM18 188V187H17ZM16 188V189H17ZM183 188V189H184ZM20 189V188H19ZM18 189V190H19ZM224 189V188H223ZM21 190H22V188H21ZM16 191V190H15ZM14 191V192H15ZM183 191V190H182ZM214 191V190H213ZM223 191V190H222ZM13 192V193H14ZM19 192H21V191H19ZM129 192V191H128ZM128 192H126V193H128ZM11 193H12V191H11ZM126 193H124V194H126ZM17 194V193H16ZM20 194V193H19ZM26 194V193H25ZM65 194V195H64ZM23 195H24V192H23ZM149 195V196H148ZM4 196V195H3ZM10 196V195H9ZM15 196V195H14ZM47 196V197H46ZM23 197V196H22ZM88 197V196H87ZM90 198V197H89ZM229 198V197H228ZM2 199V198H1ZM7 199V198H6ZM87 199V198H86ZM232 199H235V198H232ZM8 200V199H7ZM12 200V199H11ZM14 200V199H13ZM16 200H17V198H16ZM90 200V199H89ZM221 200V199H220ZM230 200V199H229ZM5 201V200H4ZM74 201V200H73ZM83 202L84 201H86V200H82ZM81 201V202H82ZM87 201H88V199H87ZM86 201V202H87ZM10 202V201H9ZM32 202H34V204L32 203ZM70 202V201H69ZM69 202H67L68 204H69ZM79 202V201H78ZM170 202V201H169ZM218 202V201H217ZM217 202H214L213 204H212V206H211V208L210 209H213V207H218L217 206ZM3 203V202H2ZM1 203V204H2ZM12 203H13V201H12ZM15 203V202H14ZM62 203V204H61ZM66 203V204H67ZM72 203V202H71ZM74 203H75V201H74ZM85 203V202H84ZM88 203V204H89ZM223 203V202H222ZM247 203V202H246ZM3 204H5V203H3ZM196 204V203H195ZM224 204V203H223ZM227 204V203H226ZM226 204H225V206H226ZM9 205V204H8ZM12 205H14V204H12ZM11 205V206H12ZM30 206L29 208L27 207V206ZM72 205H73V203H72ZM74 205H76V204H74ZM78 205H79V203H78ZM86 205V204H85ZM4 206V205H3ZM81 207H83L84 206V204L83 205H80ZM228 206V205H227ZM229 206H231V205H229ZM13 207V206H12ZM77 207V206H76ZM149 207H151V208H149ZM187 207V206H186ZM60 208V209H59ZM67 208V207H66ZM75 209V206H73L72 207V209ZM229 208V207H228ZM232 208V207H231ZM71 209V210H72ZM80 209V208H79ZM78 209V210H79ZM84 208H82L81 210H83ZM145 209V211H148V210H146ZM225 209V208H224ZM227 209V208H226ZM225 209V210H226ZM4 210H5V208H4ZM8 210H10L9 208H8ZM66 210H68V208L66 209ZM70 209H69V211H71ZM3 211V210H2ZM2 211H0V212H2ZM13 211V210H12ZM64 211V210H63ZM63 211H62V214H63ZM80 211V210H79ZM78 211V212H79ZM130 211V210H129ZM174 211H176V210H174ZM197 211H199V210H197ZM8 212V211H7ZM124 212H125V214H124ZM135 212V211H134ZM133 212V213H134ZM222 212V211H221ZM6 213V212H5ZM68 213V212H67ZM66 213V214H67ZM74 213H75V211H74ZM143 213V212H142ZM198 213V212H197ZM211 213H212V211H211ZM216 213V212H215ZM218 213V212H217ZM1 214V213H0ZM9 214V213H8ZM8 214H7V216H8ZM138 214V213H137ZM153 214V213H152ZM155 214V213H154ZM220 214V213H219ZM218 214V215H219ZM222 214H223V212H222ZM2 215V214H1ZM70 215V214H69ZM77 215V214H76ZM82 216H83V214H81ZM86 215V214H85ZM145 215V214H144ZM147 215V214H146ZM204 217H203V219L202 220H205L206 221V219H210V221H211V219H213L214 221H215V219H218V218H216V216L217 215H214V214H210V216L208 217V215H206V213H203L202 214ZM12 216V215H11ZM16 216V215H15ZM71 216V215H70ZM75 216V215H74ZM82 216H81V218H82ZM163 216H164V214H163ZM199 216V215H198ZM220 216V215H219ZM17 217V216H16ZM15 217V218H16ZM125 217V216H124ZM222 217H223V215H222ZM6 218V217H5ZM14 218V217H13ZM12 218V219H13ZM67 218V217H66ZM65 218V219H66ZM68 218H69V216H68ZM226 218H227V216H226ZM248 218V217H247ZM21 219V218H20ZM64 219V218H63ZM152 221L154 222L153 224L155 225V223L156 222H158V217H156L155 215L154 216H152ZM223 219V218H222ZM221 219V220H222ZM79 220V219H78ZM220 220V221H221ZM8 221V220H7ZM65 221V220H64ZM71 220H69V222H70ZM117 221H118V223H117ZM209 221V222H210ZM6 222V221H5ZM5 222H3V223H5ZM69 222H67V223H69ZM211 223V222H210ZM218 223V222H217ZM244 223V222H243ZM71 224V223H70ZM70 224H69V226H70ZM114 224V223H113ZM112 224V225H113ZM160 224V223H159ZM206 224H208V222L206 223H199V227L200 228H203L204 226H206ZM242 224V223H241ZM3 224H2V221H0V235H1V237H3V236H8V235H11V234H14L16 231V229L18 228H13V229H11L10 227H7V228H3V226H2ZM9 226H10V224H8ZM13 225V224H12ZM16 225H19V224H16ZM16 225H14V226H16ZM67 225V224H66ZM65 225V226H66ZM83 225V226H82ZM209 225V224H208ZM77 226V227H76ZM79 226H81V227H79ZM110 226V225H109ZM246 226V225H245ZM252 226V225H251ZM64 227V226H63ZM67 227V226H66ZM74 227H76L75 229L77 230V231H75V233H73L72 234V236H70L69 234L71 233V230L74 228ZM106 227V226H105ZM194 227V226H193ZM10 228V229H9ZM61 228H62V226H61ZM65 228V227H64ZM104 228V227H103ZM160 228V227H159ZM27 230V231H30V230ZM195 229H197V228H195ZM226 229V228H225ZM18 230V229H17ZM23 230V229H22ZM208 230V229H207ZM211 230V229H210ZM214 230V229H213ZM101 231H102V229H101ZM118 231V230H117ZM20 232V231H19ZM69 232V233H68ZM155 232V231H154ZM194 232V231H193ZM28 233V232H27ZM104 233V232H103ZM24 234H26V233H24ZM32 234V236H34V234L33 233H31ZM36 234V235H37ZM153 234V233H152ZM200 234V233H199ZM199 234H197V235H199ZM20 236V235H19ZM30 236V235H29ZM103 236V235H102ZM102 236H100V237H102ZM195 236V235H194ZM203 237V236H202ZM4 238V237H3ZM162 238V237H161ZM9 239H11V236L9 237ZM101 239V238H100ZM163 240V239H162ZM197 239H195V241H196ZM244 240V239H243ZM16 241H18L17 239H16ZM21 241V240H20ZM115 242V241H114ZM245 242V241H244ZM255 242V241H254ZM258 242V241H257ZM190 243V242H189ZM198 243V242H197ZM246 243V242H245ZM21 244H22V242H21ZM27 244H28V242H27ZM237 244V243H236ZM235 244V245H236ZM255 244V243H254ZM19 245V244H18ZM96 246V245H95ZM119 246V245H118ZM53 247V246H52ZM243 247V246H242ZM54 248V247H53ZM59 248V247H58ZM49 250L51 249V248H48ZM61 249V248H60ZM60 249H58V250H60ZM237 249V248H236ZM252 249V248H251ZM52 250V249H51ZM57 250V251H58ZM233 250V249H232ZM254 250V249H253ZM242 252H243V250H242ZM42 253H44V252H42ZM93 253V252H92ZM36 254V253H35ZM90 254V253H89ZM109 254V253H108ZM93 255V254H92ZM231 256L233 255V253L232 254H230ZM109 256V255H108ZM42 257V256H41ZM233 257V256H232ZM36 258V257H35ZM34 258V259H35ZM234 258V257H233ZM1 260V259H0ZM33 260V259H32ZM88 260V259H87ZM3 261V260H2ZM28 261V262H29ZM102 261V260H101ZM6 262H9V261H7L6 260ZM11 262V261H10ZM0 263H2V262H0ZM8 264V263H7ZM90 264V263H89Z\"/></svg>","mask_w":264,"mask_h":264}]
</instances>
